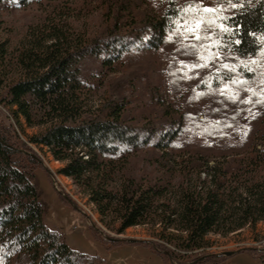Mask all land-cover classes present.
I'll use <instances>...</instances> for the list:
<instances>
[{
    "label": "trees",
    "instance_id": "obj_1",
    "mask_svg": "<svg viewBox=\"0 0 264 264\" xmlns=\"http://www.w3.org/2000/svg\"><path fill=\"white\" fill-rule=\"evenodd\" d=\"M42 1L0 0V28L6 9ZM137 1H116L111 31L95 40L72 29L63 7L15 49L0 41V106L18 124L23 119L38 129L25 142L12 127L0 126V264H107L69 247L46 225L50 205L30 144L62 164L58 172L73 181L110 231L160 227L162 240L179 251L176 258L205 248L210 234L226 236L264 221V113L239 156L227 146L220 157L210 156L209 146L182 150L187 118H174L168 108L170 123L156 128L127 119V98L111 96L94 106L104 77L90 65L97 58L102 70H112L127 54L181 41V23L204 15V7L216 9L207 13L216 22L223 16L229 27L240 25L233 34L220 33L224 49L256 57L264 48V0H167L158 16L136 13ZM211 130L210 136L221 127ZM145 147L161 154L150 164L153 172L139 176L132 156Z\"/></svg>",
    "mask_w": 264,
    "mask_h": 264
},
{
    "label": "rangeland",
    "instance_id": "obj_2",
    "mask_svg": "<svg viewBox=\"0 0 264 264\" xmlns=\"http://www.w3.org/2000/svg\"><path fill=\"white\" fill-rule=\"evenodd\" d=\"M116 1L119 0H44L23 8L6 9L1 14L0 41H6L15 49L33 27L43 25L63 7L69 9L72 29L86 32L95 40L111 31ZM137 2L135 11L139 14L144 10L158 16L167 6V0ZM209 16L207 13L195 15L187 23L216 21ZM183 25L184 22L180 27L181 41L174 40L158 50L127 54L112 70H102L99 59H91L92 69L104 77L102 83L99 81L101 87L92 99L93 105L111 96L116 100L127 98V119L136 127L150 124L156 128L170 123L164 115L168 108L174 118L182 121L187 118L180 142L182 150L209 146L213 152L210 156L220 157L219 151L227 146L232 149L231 154L239 156L241 148L250 142L251 131L261 124L264 113V48L256 57L240 58L219 42L221 30L217 23L201 25L203 31L199 33V40ZM217 43L221 46L216 47ZM223 64L234 66V70L229 71L221 66ZM245 64L252 71H248ZM180 77L184 79L178 83ZM240 77L247 83H230ZM11 114L8 108L0 106V126L12 127L21 140L28 142L38 129L25 126L23 119L19 125ZM220 127V133L208 135L211 129ZM30 149L40 159L36 173L45 191L46 203L50 205L44 218L46 225L79 252L102 256L107 264H264V221L257 223L254 229L245 227L226 236L210 234L205 248L176 258L179 251L162 240L160 227L135 226L121 234L110 231L101 222L95 206L79 193L73 181L58 172L62 164L46 149L41 151L31 144ZM160 154L150 147L137 151L132 156V170L146 176L153 172L150 164ZM107 237L124 241L108 243ZM227 252L236 253L225 257L223 254Z\"/></svg>",
    "mask_w": 264,
    "mask_h": 264
},
{
    "label": "snow or ice",
    "instance_id": "obj_3",
    "mask_svg": "<svg viewBox=\"0 0 264 264\" xmlns=\"http://www.w3.org/2000/svg\"><path fill=\"white\" fill-rule=\"evenodd\" d=\"M232 7H236V5L233 4ZM188 10H189L188 8L181 9V11H188ZM203 11L205 13H209V12H215L216 9L204 7L203 8ZM165 19H167V17H165ZM225 19H226V17L221 16V17L218 18V22H216V21L194 20L192 25H188L187 21H185L183 26H184L185 30L192 32V34L195 36V38L197 40L201 39V36L199 35V33L201 31H203L201 25H203L205 23H207L209 25H211L214 22L217 23V26L219 27V29L221 30V32L222 33H225V34H233L235 31H237L239 29L240 25H238V24L235 25V27H229L228 25L224 24L223 21ZM170 38L171 37H169V39ZM204 38L205 39H208L209 37L208 36H205ZM234 43L237 44V45H239L241 43V41L239 39H237V40L234 41ZM220 46H221L220 44H218V43L216 44V47H220ZM215 55L218 56L219 53L217 52ZM201 59H203V57H201ZM196 66H204V65H194V67H196ZM221 66L227 68L229 71H233L234 70V66H232V65L223 64ZM244 66H245V68L248 71H252V69L251 68H248L246 64ZM230 83L243 85V84H246L247 81H246L245 78L240 77V78H233L230 81ZM247 90L248 91H251V89H247ZM229 98L230 99H234V97H229Z\"/></svg>",
    "mask_w": 264,
    "mask_h": 264
},
{
    "label": "water",
    "instance_id": "obj_4",
    "mask_svg": "<svg viewBox=\"0 0 264 264\" xmlns=\"http://www.w3.org/2000/svg\"><path fill=\"white\" fill-rule=\"evenodd\" d=\"M67 200H68V198L67 197H65ZM107 239L109 240V241H111V242H120V241H124V240H122L121 238H117V239H113V238H110V237H107ZM127 242H132L131 240H126ZM236 252H227V253H224L223 255L225 256V257H227V256H232V255H234Z\"/></svg>",
    "mask_w": 264,
    "mask_h": 264
}]
</instances>
